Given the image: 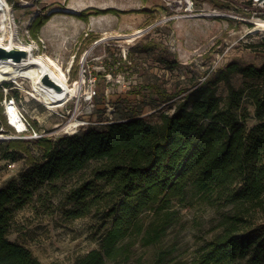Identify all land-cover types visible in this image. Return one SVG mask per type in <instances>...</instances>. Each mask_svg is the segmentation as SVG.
I'll return each mask as SVG.
<instances>
[{
    "label": "rangeland",
    "instance_id": "374dc122",
    "mask_svg": "<svg viewBox=\"0 0 264 264\" xmlns=\"http://www.w3.org/2000/svg\"><path fill=\"white\" fill-rule=\"evenodd\" d=\"M5 1L6 34L13 36L17 45L32 47L35 56H49L61 63L69 84L84 81L78 96L55 109H47L31 95L29 79H19L22 86L14 81L0 85V120L4 117V98L15 94L31 129L54 141L88 129H104L132 114L156 123L161 113L172 112L183 94L163 102L150 91V85L156 84L168 94L177 93L229 63L259 67L264 62V52L257 47L264 38V29L248 23L253 0H84V6L78 4L80 0ZM186 4L192 5L190 12L185 10ZM71 7L76 10L69 11ZM248 8L253 10L249 12ZM214 11L224 16H209ZM42 15H49V19L37 34L34 30L33 36L31 24ZM147 43L156 48L143 52L142 46ZM230 83L245 90L240 113L250 127L255 119L247 88L258 83L239 74H233ZM90 88L96 94L86 101L83 97ZM227 91L225 82L217 85L222 101ZM74 119L83 125L72 133L63 131ZM0 131L5 136L0 140L1 188L18 179L28 167L24 153H17L14 161L2 158L6 143L17 137L8 125H1ZM24 141L38 160L40 151L33 141ZM90 168L69 182L87 177ZM50 197L42 187L29 204L15 213L8 239L22 244L44 264H75L88 251L99 248L103 222L91 216L67 221L62 217L59 200ZM235 216L243 219L237 225L240 231L264 224L261 207L246 211L189 193L185 200L173 201L168 211L143 214L141 232H132L124 242L128 251L105 264H195L202 249L221 236ZM156 229L158 237L147 242V236ZM251 261L248 254L239 264H264V256L256 263Z\"/></svg>",
    "mask_w": 264,
    "mask_h": 264
},
{
    "label": "trees",
    "instance_id": "16d2710c",
    "mask_svg": "<svg viewBox=\"0 0 264 264\" xmlns=\"http://www.w3.org/2000/svg\"><path fill=\"white\" fill-rule=\"evenodd\" d=\"M48 19L42 15L34 20L33 36ZM257 47L264 52V38ZM154 48L149 43L142 46L143 52ZM233 74L258 83L247 88L255 119L250 127L240 113L246 93L232 86ZM221 82L228 86L224 101L217 94ZM150 91L163 102L183 96L156 123L132 114L101 130L88 129L55 141L39 138L33 141L40 151L38 160L24 139L6 143L2 158L14 161L17 153H24L28 168L0 188V264H44L8 239L15 213L42 187L45 195L59 200L65 220L91 216L103 222L99 248L75 264H105L127 252L124 242L132 232H141L143 214L168 211L173 201H183L189 193L246 211L264 209V62L259 67L229 63L177 93L168 94L156 84ZM1 125H7L4 117ZM90 166L87 177L69 182ZM242 221L235 216L226 231L202 249L195 264H239L248 254L252 263L258 262L264 256V224L240 231L237 225ZM147 237V242L155 240L158 229Z\"/></svg>",
    "mask_w": 264,
    "mask_h": 264
},
{
    "label": "bare ground",
    "instance_id": "6f19581e",
    "mask_svg": "<svg viewBox=\"0 0 264 264\" xmlns=\"http://www.w3.org/2000/svg\"><path fill=\"white\" fill-rule=\"evenodd\" d=\"M86 3L84 0L78 1V4L81 6H84ZM102 5H105V3H102ZM7 9V2L5 0H0V24L3 32V34H0V47L5 51H24L26 55L19 61H14L11 58H0V84L14 81L17 85L22 86L23 81L20 80L29 79L32 88L31 95L47 109L59 108L70 98L78 96L82 89L83 80L76 81L72 85L69 84L61 63L49 56H35L32 53V47L17 45L14 42L13 36L6 34L5 12ZM74 10H76L75 7L69 8V11L73 12ZM253 22L257 29H264V20H254ZM113 37L118 36L116 35ZM6 40L8 41L7 43L5 42ZM80 125H83V123L74 119L66 124L62 130L72 133L75 128ZM16 126L18 128L22 127V125ZM57 127L59 128L60 126L58 125ZM3 139H5V136L0 134V140Z\"/></svg>",
    "mask_w": 264,
    "mask_h": 264
},
{
    "label": "built area",
    "instance_id": "2783aa9c",
    "mask_svg": "<svg viewBox=\"0 0 264 264\" xmlns=\"http://www.w3.org/2000/svg\"><path fill=\"white\" fill-rule=\"evenodd\" d=\"M252 5L254 6V10L253 8L247 9V11L249 12L253 10V12L251 13V20L248 23L254 24V20H264V0H253ZM185 10L187 12H190L192 10V5L186 4ZM209 16L222 17L224 15L220 11H214L209 14ZM143 31L144 30L138 31V33ZM95 94V90L90 88L86 90L83 98L86 101H90L95 96ZM2 108L6 123L13 130V133L17 138L35 141L43 137L42 134L37 133L36 131H33L31 129L29 121L23 115V112L17 104L14 96H6L2 102ZM16 125H22V127L18 128Z\"/></svg>",
    "mask_w": 264,
    "mask_h": 264
},
{
    "label": "water",
    "instance_id": "95a60500",
    "mask_svg": "<svg viewBox=\"0 0 264 264\" xmlns=\"http://www.w3.org/2000/svg\"><path fill=\"white\" fill-rule=\"evenodd\" d=\"M25 55L26 54L24 51H20V50L5 51L3 48L0 47V58H11L14 61H19ZM4 83L6 82L1 83L0 85Z\"/></svg>",
    "mask_w": 264,
    "mask_h": 264
},
{
    "label": "crops",
    "instance_id": "0c3cea01",
    "mask_svg": "<svg viewBox=\"0 0 264 264\" xmlns=\"http://www.w3.org/2000/svg\"><path fill=\"white\" fill-rule=\"evenodd\" d=\"M140 26V25H139Z\"/></svg>",
    "mask_w": 264,
    "mask_h": 264
}]
</instances>
